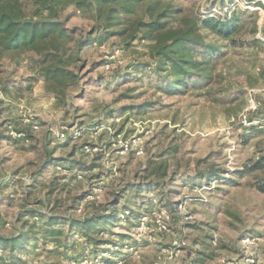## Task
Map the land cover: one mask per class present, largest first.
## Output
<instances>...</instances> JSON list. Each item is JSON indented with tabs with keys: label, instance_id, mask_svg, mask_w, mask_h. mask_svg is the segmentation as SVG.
<instances>
[{
	"label": "rangeland",
	"instance_id": "rangeland-1",
	"mask_svg": "<svg viewBox=\"0 0 264 264\" xmlns=\"http://www.w3.org/2000/svg\"><path fill=\"white\" fill-rule=\"evenodd\" d=\"M173 1L187 14L211 7L206 0ZM238 3L256 13L257 30L252 34L244 29L241 38L249 40L254 35L259 42L234 47L227 44L217 64L224 78L209 93L192 83L186 91L168 89V81L153 70L148 40L136 39L122 48L120 38L114 36L87 45L82 52L86 62L82 82L68 89L70 99L64 104L46 91L44 81L36 76L28 48H19L16 55L6 54L0 60V233H13L14 219L24 205L39 206L60 220L73 218L74 229H78L77 220L91 216L96 207L101 213L102 205L129 179L143 183L140 190L125 186L123 201L134 213H145L150 206L139 209L137 203L151 197L171 201L173 207L186 195H197L190 191V185L205 183L196 180V162L220 167L227 177L243 162L264 154V10L249 9L252 4L243 0ZM229 5L222 10L211 7V11L216 15L230 13L236 3ZM70 13V8L64 12ZM67 26L87 29L89 24L75 15ZM250 89L255 91L259 111L249 117L261 122L244 127L231 117L248 106ZM108 110L113 111L112 116L106 115ZM127 141L132 143L125 149ZM159 154H163L168 172L173 173V182L155 190L149 180L141 181L138 175L144 173L147 157ZM46 159L51 164L37 174ZM89 165L93 166L88 169ZM255 175L264 176V168ZM251 179L244 175L236 180L238 184L202 191L206 203H187L194 220L183 224L181 214L174 213L172 227L164 234L134 230L126 222L120 223L123 227L111 228L116 215L108 225L98 224L88 233L105 239L112 230L138 241L151 239L146 247L128 250L122 264H188L193 259L195 264H251L247 257L264 264V193L250 187ZM139 222L131 219L133 224ZM70 223L57 227L67 231ZM177 234L185 236L189 246L169 258L159 247L168 245ZM206 234L210 236L209 252L215 253L212 257L200 253L205 249L201 242ZM245 236L259 237L247 251L240 243ZM70 237L73 241L67 248L41 241L14 258L0 250V264L20 260L96 264L100 255H108L103 251L115 249L105 244L96 255L90 253L81 233L71 232Z\"/></svg>",
	"mask_w": 264,
	"mask_h": 264
},
{
	"label": "trees",
	"instance_id": "trees-1",
	"mask_svg": "<svg viewBox=\"0 0 264 264\" xmlns=\"http://www.w3.org/2000/svg\"><path fill=\"white\" fill-rule=\"evenodd\" d=\"M207 1L211 2V7H218L220 10L232 2V0ZM243 1L259 4L254 0ZM259 6L264 10V4ZM211 7L206 12L201 13L198 9L187 14L183 7L173 0H0V60L8 53L18 54L19 48H28L36 76L42 78L46 91L51 92L58 102L64 104L70 99L68 89L82 82L81 71L86 67L82 52L87 45L96 42L100 44L107 38L116 36L120 38L123 48L133 40L142 39L149 41V55L155 64L153 70L162 80L168 81L166 85L168 89L186 91L188 84L192 83L194 88L203 87L205 92L209 93L213 91V85L220 83L224 78L217 71V64L225 55L227 44L234 47L259 42L254 35L249 40L240 36L244 29L248 28L252 34L257 30L255 12L235 5L230 13L228 11L223 15H216L211 11ZM68 8L71 9V13L65 15L64 12ZM75 15L86 20L89 27L82 29L67 26L69 19ZM232 99L233 97L229 100ZM112 113L113 111L108 110L106 115L112 116ZM162 156L163 154L149 155L142 169L144 173L138 175L141 181L149 180L148 183L155 190L173 182V173L168 172ZM49 164L50 159H46L44 164L40 165L37 174L40 175L44 166ZM199 165V161L196 162V180H204L205 183L190 185V191L196 186L204 187V191L208 192L214 188L218 189L221 184L235 185L238 184L236 180L239 177L250 175L252 176L248 183L250 187L264 193V176L255 175V172L264 168V154H260L253 161L243 162L227 177L225 176L227 172L221 171L220 167ZM92 166L89 165L87 168L90 169ZM131 180H127L120 190L112 193L111 198L102 205L101 213H98L96 207V212L91 216L81 221L77 220L80 224L78 229H74L73 218L60 220L53 214H45L39 206H22L14 219L13 233H0V250L7 251L14 258L30 244L35 247L40 245L41 241L52 242L56 248H67L73 241L70 233L74 231L82 234L87 246L91 247L90 253L96 255L101 254L102 251L98 249L105 244L116 247V251L108 252L112 256L119 254L120 258H125L126 253L121 251L125 241L130 242L136 249L146 247L150 244L149 241H137L112 230L105 239H97L88 233L98 224L108 225L114 215L116 217L111 228L123 227L124 225H120L121 222L128 223L131 229L136 227L137 223H131V219H139L142 213L141 211L134 213L132 207L125 204L124 191L127 185L128 189L140 190L143 183ZM214 180L216 184L212 183ZM153 199L155 198L141 199L140 204L137 203L139 209L146 205L151 207ZM190 199L207 202L199 195L190 196ZM155 200L158 205L174 212L175 205L172 207L171 201ZM65 222L72 223L67 231L57 227ZM112 238L116 241L114 242ZM209 238L207 234L202 238L201 244L205 249L200 253L212 257L215 253L209 252ZM188 246L187 243L182 250ZM206 251L208 253H205ZM196 252L199 253L198 250ZM102 260L110 264L114 262L105 257ZM195 262L196 259H193L188 264Z\"/></svg>",
	"mask_w": 264,
	"mask_h": 264
},
{
	"label": "built area",
	"instance_id": "built-area-1",
	"mask_svg": "<svg viewBox=\"0 0 264 264\" xmlns=\"http://www.w3.org/2000/svg\"><path fill=\"white\" fill-rule=\"evenodd\" d=\"M238 1L239 0H233L231 2V5H233L235 3H236V5L241 4V3L237 4ZM254 2H257L261 5L264 4V0H254ZM259 4L248 5V8L252 9V10L263 9L262 6H259ZM231 5H229V8ZM248 98H249L248 99V106L245 107L244 111H242L240 114L236 115V117H234V116L231 117L232 121H235L236 123H238L244 127L254 125V124H258L261 122L260 120L250 119V117H249V114L251 112H253V111L258 112L259 111L258 105L255 102V91H254V89L249 90ZM262 121H264V120H262ZM135 142L136 141L133 140V143H135ZM131 143H132L131 141L125 142L124 148L127 149L128 146L131 145ZM138 152H141V151H138ZM182 187L186 188V186H184V185ZM193 191L196 192L197 195H199L203 199H205V197H203L204 187L194 188ZM152 201H153V205L145 213L141 214V216L139 218L140 222L137 223L135 228H133L134 230H138V229L139 230L140 229L147 230L149 232V234L167 233L170 231V229L172 227L171 226V220H172V216L174 215V213L181 214V217H182L181 219H182L183 224H188L194 220V215L192 213H190L189 211H187V203H188V201H191L189 195H186L185 197L180 199L177 202V204H175L174 212H171L167 208L158 205L155 199H153ZM154 209H155V211H153ZM126 213H128V212L126 211ZM134 239L138 241L137 237L136 238L134 237ZM257 240H259V237L245 236L241 239L240 243H241V246L244 248V250L247 251V249L251 245H254ZM148 241L151 242V239H148ZM186 246H187V240H186L185 236H183L181 234H177L176 236H174V238L172 239V241L168 245H163V246L159 247V251L166 254L169 258H171V257L176 256L177 253ZM113 248H115V249H107L106 251H103L105 254H108V255H100L98 257V259H96V261H95L96 264H110V263L103 261L102 260L103 257L108 258V259H112L114 261L112 264H122L123 258H120L119 254H115L116 258H114V256L109 254L108 251L116 250V247L113 246ZM133 249L137 250L136 248L131 246L130 242L125 241L121 251H122V253H126V252H128V250H133ZM158 259H159V257H158ZM245 260L247 262H250L251 264H256L254 262V259H252L250 257L245 258ZM12 264H34V263L31 261H26L23 263V261L20 260V261L13 262Z\"/></svg>",
	"mask_w": 264,
	"mask_h": 264
},
{
	"label": "crops",
	"instance_id": "crops-1",
	"mask_svg": "<svg viewBox=\"0 0 264 264\" xmlns=\"http://www.w3.org/2000/svg\"><path fill=\"white\" fill-rule=\"evenodd\" d=\"M257 10H260V9H257Z\"/></svg>",
	"mask_w": 264,
	"mask_h": 264
}]
</instances>
